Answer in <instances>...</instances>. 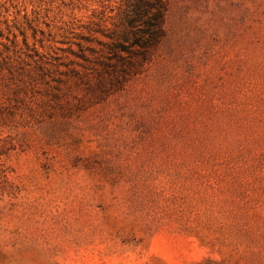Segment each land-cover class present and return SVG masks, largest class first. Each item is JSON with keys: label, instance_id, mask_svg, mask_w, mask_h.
<instances>
[{"label": "rangeland", "instance_id": "rangeland-1", "mask_svg": "<svg viewBox=\"0 0 264 264\" xmlns=\"http://www.w3.org/2000/svg\"><path fill=\"white\" fill-rule=\"evenodd\" d=\"M122 3L0 0V264H264V0H166L100 84Z\"/></svg>", "mask_w": 264, "mask_h": 264}, {"label": "trees", "instance_id": "trees-1", "mask_svg": "<svg viewBox=\"0 0 264 264\" xmlns=\"http://www.w3.org/2000/svg\"><path fill=\"white\" fill-rule=\"evenodd\" d=\"M166 8V0H123L113 28L100 25L95 30L109 39L103 42L105 52L98 60L103 69L96 70L100 84L117 75L124 77L149 59L150 50L164 36Z\"/></svg>", "mask_w": 264, "mask_h": 264}]
</instances>
